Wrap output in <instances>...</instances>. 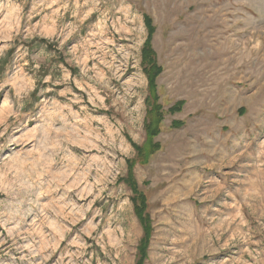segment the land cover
Instances as JSON below:
<instances>
[{"label":"rangeland","instance_id":"obj_1","mask_svg":"<svg viewBox=\"0 0 264 264\" xmlns=\"http://www.w3.org/2000/svg\"><path fill=\"white\" fill-rule=\"evenodd\" d=\"M140 203L142 264H264V0H0V264H136Z\"/></svg>","mask_w":264,"mask_h":264},{"label":"trees","instance_id":"obj_2","mask_svg":"<svg viewBox=\"0 0 264 264\" xmlns=\"http://www.w3.org/2000/svg\"><path fill=\"white\" fill-rule=\"evenodd\" d=\"M145 19H147V18H145ZM144 54H146V52H144ZM153 75L150 76V79H151L150 80V83L151 84L153 83V80L156 77V75H154V76ZM181 105H182V103H179L178 106L177 105L173 106L171 108V110L172 111L173 110H178ZM156 120H158V116L157 115H155L154 118L151 120V124H153V123L156 124ZM150 133H156V131L155 130H151ZM154 135H156V134H153V136ZM154 146H158V145H156V143H155ZM135 213L137 214L138 219H139L140 223L143 225V228H144L143 229L144 230V235H143V239L141 241V243H143V245L141 246V248L139 250V259H138V262L136 263V264H142L143 259L145 257V248H146L147 241L149 239V234H150V230H149V224H150V222H149V220H148V218L146 216H142V213L143 212H142V205H141V203H140V205L138 207L135 208Z\"/></svg>","mask_w":264,"mask_h":264}]
</instances>
